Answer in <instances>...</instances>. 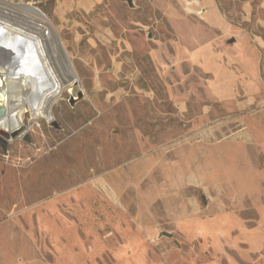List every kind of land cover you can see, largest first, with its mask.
<instances>
[{
	"label": "rangeland",
	"instance_id": "1",
	"mask_svg": "<svg viewBox=\"0 0 264 264\" xmlns=\"http://www.w3.org/2000/svg\"><path fill=\"white\" fill-rule=\"evenodd\" d=\"M4 1L76 80L0 135V264H264V0Z\"/></svg>",
	"mask_w": 264,
	"mask_h": 264
},
{
	"label": "bare ground",
	"instance_id": "2",
	"mask_svg": "<svg viewBox=\"0 0 264 264\" xmlns=\"http://www.w3.org/2000/svg\"><path fill=\"white\" fill-rule=\"evenodd\" d=\"M50 31V22L39 11L0 0V33L14 36L24 53L33 52L36 61L33 68L27 67L16 74L0 60V135L7 141L21 128L25 109L32 121H50L51 107L76 80L63 56L61 43H56Z\"/></svg>",
	"mask_w": 264,
	"mask_h": 264
},
{
	"label": "water",
	"instance_id": "3",
	"mask_svg": "<svg viewBox=\"0 0 264 264\" xmlns=\"http://www.w3.org/2000/svg\"><path fill=\"white\" fill-rule=\"evenodd\" d=\"M120 1L127 3V5H128L130 8L133 7V2H132V0H120ZM31 8H32V7H31ZM32 9L38 11V10L35 9V8H32ZM40 13H41V12H40ZM42 15H43V14H42ZM43 16H44V15H43ZM44 17H45V16H44ZM50 32H51V35L53 36V38L56 40V43H60V42H59V39H58V37L56 36V34H55V32H54V30H53L52 27H51V31H50ZM63 56H65V53H64ZM65 59L67 60V57H66V56H65ZM67 64H69L68 60H67ZM69 65H70V64H69ZM74 85H75V84H74ZM81 96H82L81 93H79V94L77 95V99H80ZM0 144H1V146L5 147V145H6V141L0 139Z\"/></svg>",
	"mask_w": 264,
	"mask_h": 264
}]
</instances>
